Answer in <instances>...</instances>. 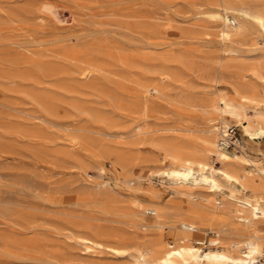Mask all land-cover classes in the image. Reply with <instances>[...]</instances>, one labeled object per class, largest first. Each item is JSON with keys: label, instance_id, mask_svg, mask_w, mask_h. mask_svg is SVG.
I'll use <instances>...</instances> for the list:
<instances>
[{"label": "rangeland", "instance_id": "obj_1", "mask_svg": "<svg viewBox=\"0 0 264 264\" xmlns=\"http://www.w3.org/2000/svg\"><path fill=\"white\" fill-rule=\"evenodd\" d=\"M237 1L0 0V264H144L140 246L182 234L149 227L155 215L137 199L167 210V220L197 211L210 221L222 204L209 189L160 171L179 145L204 152L210 100L264 98V74L251 73H264V37ZM240 1L264 14V0ZM225 16L242 33L223 41ZM152 79L161 93L146 92ZM229 125L240 139L230 154L244 146L260 178L264 138Z\"/></svg>", "mask_w": 264, "mask_h": 264}, {"label": "bare ground", "instance_id": "obj_2", "mask_svg": "<svg viewBox=\"0 0 264 264\" xmlns=\"http://www.w3.org/2000/svg\"><path fill=\"white\" fill-rule=\"evenodd\" d=\"M237 3L238 6L233 9H237L242 18L249 21L264 37V14L260 11L251 12L240 0ZM222 20L223 27L220 35L223 41L242 33L241 23H236L228 16L222 17ZM251 73L255 78H262L264 74L258 68L252 69ZM151 81L143 84L146 92L161 93L160 85L162 84L153 83V79ZM208 105H210V109H207L210 115L206 119L210 126L206 142L203 144L204 152L200 153L188 144L179 145L165 156L167 160L164 159V168L160 173L167 176L168 180L174 179L186 185L204 184L213 195L215 204H222V207L216 206L212 212L208 213L209 222H206L202 213L197 211L181 219L167 220V217L163 215V212L167 210L162 212L160 206L144 205L137 199L135 205L138 208L155 215L154 218L147 219L149 227L178 228L182 234L178 243L169 241L162 248L140 246L136 251L133 250L138 260L144 264H264L262 259L264 254V173L258 178L253 159L244 146H241L239 150L241 155H231L229 149L221 146V139L228 134L230 127L235 126L229 125L230 119L236 120L250 139L264 138V98L236 91V95L232 97L220 93L212 99V102L210 100ZM216 122H220L221 125H217ZM138 127L137 124L136 128L134 127L138 129L137 133L144 130L143 126V129ZM239 145L240 139L237 141L236 148ZM215 148H218V151ZM212 156L216 158L212 159ZM155 174V172H148L143 179V183L153 195H155V187L151 178ZM224 186L229 190L227 191ZM248 191L250 194H247ZM202 230L213 231L217 235L221 232L228 240L221 242L213 238L210 245H205L196 238ZM84 240L94 243L92 239ZM120 249L115 248L118 252Z\"/></svg>", "mask_w": 264, "mask_h": 264}, {"label": "built area", "instance_id": "obj_3", "mask_svg": "<svg viewBox=\"0 0 264 264\" xmlns=\"http://www.w3.org/2000/svg\"><path fill=\"white\" fill-rule=\"evenodd\" d=\"M223 139H221V146L223 148H236L238 138V128L237 126H232L229 128V131L227 132ZM262 259L264 260V254L262 255Z\"/></svg>", "mask_w": 264, "mask_h": 264}]
</instances>
